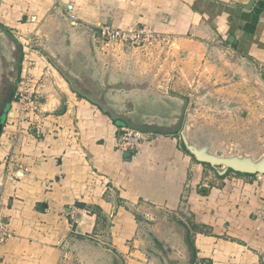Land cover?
I'll use <instances>...</instances> for the list:
<instances>
[{
	"label": "crops",
	"instance_id": "1",
	"mask_svg": "<svg viewBox=\"0 0 264 264\" xmlns=\"http://www.w3.org/2000/svg\"><path fill=\"white\" fill-rule=\"evenodd\" d=\"M249 2L0 0V50L23 51L29 42L32 56L47 62L37 78L49 76L32 126L0 136L8 233L0 264H59L67 244L94 234L120 264H191L186 227L194 264H264V175L219 176L177 135L147 133L137 150L119 151L121 126L73 91L53 63L136 123L170 124L181 106L171 95L185 97L189 136L211 139L223 154L238 151L231 138L242 122L228 115L238 96L231 81L251 71L264 78V0L247 9ZM69 5L77 21L68 19ZM105 23L150 28L166 42L115 45L105 54L97 34Z\"/></svg>",
	"mask_w": 264,
	"mask_h": 264
},
{
	"label": "rangeland",
	"instance_id": "2",
	"mask_svg": "<svg viewBox=\"0 0 264 264\" xmlns=\"http://www.w3.org/2000/svg\"><path fill=\"white\" fill-rule=\"evenodd\" d=\"M14 42H16V39H14ZM29 45L30 44L28 42V45L24 46V53H21L22 56L24 54L21 75H23V77H25L24 80H26L25 85H27V94H32V97L34 98L32 99V101H36L37 111H35L34 116H40L42 105L41 91L43 90L42 79L49 76L42 75L39 80L36 75V68L42 65L41 63L47 65V62H42L41 56H38L39 60L34 58L32 56V54L35 53L34 49L30 48ZM164 47L168 50L169 47H171V44H166ZM1 50L3 52L7 51L5 47H3V49L1 48ZM111 50H113V48ZM165 57L168 58L167 54ZM217 70L218 72L223 71L221 66H218ZM43 74H46V72L43 71ZM55 76L57 77L56 74ZM246 78V81L241 80L240 78L238 80L234 79L231 81L233 84H238V86L237 89H233L234 92L230 93L234 94L237 90L235 94H237L238 96L233 95V97H231L233 98V101L235 100V102L230 100L232 102L231 104H234L233 109L236 115L234 113H232V115H228L232 118H235L239 114L240 121L242 122H240L242 124V127L239 130H237V127L234 128L237 133L238 131H240V133L233 134L231 143H235L236 147L238 148L236 150H240L242 147L248 148L249 150L255 151L257 155H260L264 152V84L261 82V80H259L260 77L254 76L252 71L251 75L249 76L248 74ZM50 81L52 84H55V80L53 78ZM32 115L33 112L29 110L25 111L22 114V116L24 117L22 120V116L18 114V118L15 119L12 126H8L9 128L6 131L4 130V128H6L7 126V120H5L1 137L5 139L7 136L3 137V135L7 132H12V129L13 132H19L22 130L26 131L28 128V124L25 120H30V118H32ZM14 137L15 136L13 135V139H15ZM177 137L179 138L178 135ZM2 138H0V140ZM180 218H183L184 223H188V225H191V220L188 215L181 216ZM192 228L195 231L199 230L198 227H195L194 225ZM95 235L96 234H94V236H92V238L90 239L86 238L84 240L75 238L73 242L67 244L64 249L63 257L59 264H120L121 261L119 260V256L117 255V253H115L114 249L109 246L107 242L103 244L98 241L101 238L100 234H97V236ZM188 256L189 255H186L185 258L188 259Z\"/></svg>",
	"mask_w": 264,
	"mask_h": 264
},
{
	"label": "water",
	"instance_id": "3",
	"mask_svg": "<svg viewBox=\"0 0 264 264\" xmlns=\"http://www.w3.org/2000/svg\"><path fill=\"white\" fill-rule=\"evenodd\" d=\"M255 0H250L249 4L245 6L247 9H251ZM233 37L230 38L232 42ZM60 72V74L65 78L66 81L70 83L71 89L76 93L82 95L90 102L97 105L104 113H109L114 120L120 126H128L133 129H137L144 133H157L161 135H178L181 142L183 143L185 149L194 157V159L200 163L205 164L213 168L219 176H225L228 172H233L241 175H264V152L257 155L255 151L249 150L248 148H241L238 151H232L228 154H223L221 149L214 150L213 141L206 137L193 138L189 136L187 131V126L185 125V116L189 101L185 97L178 95H171L181 101V106L178 110V114L175 117V121L165 125L150 123L145 126L139 125L134 120L125 118L123 116H115L116 112L107 107L106 104H101L95 101L93 98L84 95L76 88L73 76L69 73L68 69H64L53 62ZM259 77V76H258ZM259 80L264 84V80L260 77ZM183 241L191 253V264H194L195 251L194 248L189 243L188 232L185 231L183 236Z\"/></svg>",
	"mask_w": 264,
	"mask_h": 264
},
{
	"label": "built area",
	"instance_id": "4",
	"mask_svg": "<svg viewBox=\"0 0 264 264\" xmlns=\"http://www.w3.org/2000/svg\"><path fill=\"white\" fill-rule=\"evenodd\" d=\"M74 10L75 9L73 5H69L67 7V17L71 21H77V15L74 12ZM97 34H98V40L102 45L101 49L105 54H108V51L112 49L115 45H129L130 47L141 48L147 45L161 44L166 42L164 39H161L159 36H157L155 32L152 31L150 28H145V27L117 28L110 24L105 23V24H99L97 26ZM24 79L25 77L21 75L15 98L10 105L9 108L10 110L8 111L6 117L7 126L6 128H4L5 131L7 130L8 126H12L15 119L18 118V114L22 116V114L25 111L29 110L33 112L32 116H34L35 111H37L36 101L35 100L32 101V99H34L32 97V94L29 95L27 94V90H26L27 85H25L26 80ZM23 118L24 117L22 116V120ZM25 121L28 124V127L32 126L31 118L30 120L28 119ZM13 135L11 134L12 137ZM147 136H149V134L139 131L137 129H133L128 126H121L120 136L117 140L116 147L121 152L137 150L138 148H140L142 142L146 140ZM6 226H7L6 223L0 221V246L8 238L7 235L8 233L6 232Z\"/></svg>",
	"mask_w": 264,
	"mask_h": 264
},
{
	"label": "flooded vegetation",
	"instance_id": "5",
	"mask_svg": "<svg viewBox=\"0 0 264 264\" xmlns=\"http://www.w3.org/2000/svg\"><path fill=\"white\" fill-rule=\"evenodd\" d=\"M11 46H12V49L10 48L11 50L9 51L3 52L2 50H0L1 52L0 53V132L4 128L3 125L5 123L10 105L13 99L15 98L19 80L21 78L22 65H23L24 55L22 56L21 54L23 51H21V49L17 48L13 44H11ZM73 79H74L76 88L79 89L81 93L93 98L94 100L100 102L101 104L107 105V103L104 101V98H102L104 96H100L96 93V87L93 84L91 85V84L85 83L84 81H80L79 76L78 78H74L73 76ZM107 107L109 106L107 105ZM178 110L174 114L170 123L175 121V117L178 114ZM151 123H154V122H151ZM137 124L145 126L150 123L142 122V123H137ZM168 124H165V125H168ZM230 173H233V172H230ZM233 174L236 175V173H233Z\"/></svg>",
	"mask_w": 264,
	"mask_h": 264
},
{
	"label": "trees",
	"instance_id": "6",
	"mask_svg": "<svg viewBox=\"0 0 264 264\" xmlns=\"http://www.w3.org/2000/svg\"><path fill=\"white\" fill-rule=\"evenodd\" d=\"M14 100V99H13ZM1 133H2V131L0 132V135H1ZM182 146L184 147V145H183V143H182ZM185 148V147H184ZM208 166V165H207ZM208 167H210V166H208ZM211 168V167H210ZM186 230H187V232H188V239H189V243H190V230L186 227ZM191 244V246H192V243H190ZM193 247V246H192ZM194 248V247H193ZM195 251V250H194Z\"/></svg>",
	"mask_w": 264,
	"mask_h": 264
}]
</instances>
